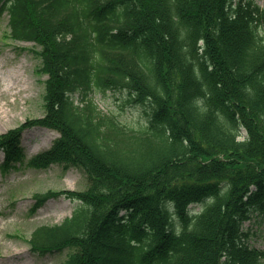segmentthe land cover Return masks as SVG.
Returning <instances> with one entry per match:
<instances>
[{
    "label": "trees",
    "instance_id": "trees-1",
    "mask_svg": "<svg viewBox=\"0 0 264 264\" xmlns=\"http://www.w3.org/2000/svg\"><path fill=\"white\" fill-rule=\"evenodd\" d=\"M9 37L41 48L45 117L0 135L4 166L25 130L60 133L29 164L76 167L86 191L35 253L68 264H264L243 224L264 215V10L247 0H0ZM93 91L147 106L142 129L103 113ZM82 99L76 104L74 95ZM246 131L238 141L240 129ZM192 216L189 206L205 204ZM175 221L179 224L178 229Z\"/></svg>",
    "mask_w": 264,
    "mask_h": 264
},
{
    "label": "rangeland",
    "instance_id": "rangeland-1",
    "mask_svg": "<svg viewBox=\"0 0 264 264\" xmlns=\"http://www.w3.org/2000/svg\"><path fill=\"white\" fill-rule=\"evenodd\" d=\"M252 1L264 9V0ZM7 34L8 17L0 14V135L45 115L47 76L40 72L41 59L35 53L40 48L33 43L13 41ZM14 81L17 88L11 87ZM74 98L77 103L82 99L79 94ZM88 98L129 127L140 129L148 121V107L133 104L124 91H93ZM58 137L57 132L47 128L27 130L20 145L22 159L8 167H4L5 157L0 151V264H67L69 250L39 255L29 243L37 227L62 224L79 205L62 196L33 211L36 194L84 191L89 186L87 177L76 168L64 170L60 165H52L37 170L28 165L32 157L50 148ZM204 207L205 204L192 205L190 211L198 214ZM174 223L178 229L175 219ZM243 230L251 247L264 249V215H254L244 223Z\"/></svg>",
    "mask_w": 264,
    "mask_h": 264
},
{
    "label": "bare ground",
    "instance_id": "bare-ground-1",
    "mask_svg": "<svg viewBox=\"0 0 264 264\" xmlns=\"http://www.w3.org/2000/svg\"><path fill=\"white\" fill-rule=\"evenodd\" d=\"M16 84H17V82L14 81V82L12 83V86H11V87H12V88H17V87H16ZM22 87H24V86H22ZM21 91H22V90H20V92H21Z\"/></svg>",
    "mask_w": 264,
    "mask_h": 264
}]
</instances>
